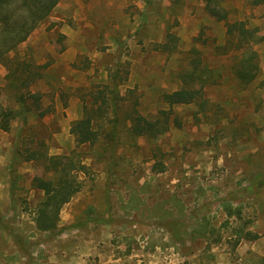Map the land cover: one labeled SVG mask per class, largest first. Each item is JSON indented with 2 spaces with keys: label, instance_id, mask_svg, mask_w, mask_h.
<instances>
[{
  "label": "rangeland",
  "instance_id": "rangeland-1",
  "mask_svg": "<svg viewBox=\"0 0 264 264\" xmlns=\"http://www.w3.org/2000/svg\"><path fill=\"white\" fill-rule=\"evenodd\" d=\"M263 13L251 0H60L16 49L41 73L29 89L48 112L0 129V264H264ZM240 21L263 36L247 84L231 71L240 52L221 48L226 22ZM6 73L0 63V101L18 112ZM203 79L194 101H164ZM99 105L97 140L77 145L71 122ZM136 114L166 129L135 136ZM32 150L77 167L80 188L51 229L38 226L33 186L51 171ZM240 225L259 236L233 248Z\"/></svg>",
  "mask_w": 264,
  "mask_h": 264
},
{
  "label": "trees",
  "instance_id": "trees-1",
  "mask_svg": "<svg viewBox=\"0 0 264 264\" xmlns=\"http://www.w3.org/2000/svg\"><path fill=\"white\" fill-rule=\"evenodd\" d=\"M60 0H0V63L6 67V80L16 88L14 93L15 101L18 102L20 110L17 112L14 108L4 105L0 101V129L7 130L10 126L11 119L18 115L22 122L26 121L27 115L33 113L38 118L47 114V110L42 109L40 94L31 93L29 85L41 76V73L33 67L26 65L24 59L17 57L16 49L24 42L28 36L49 16L54 7ZM252 5H264V0H251ZM209 12L218 19H225L226 15L220 8L209 9ZM264 17V13H263ZM227 39L222 45L223 52L238 53L235 55V62L231 67V71L242 84L251 82L258 70L257 52L252 48V44L260 39L262 35L258 34L256 26L250 27L245 21H240L235 25L226 22ZM15 51L13 55L10 53ZM242 52V53H241ZM28 66V67H27ZM41 68V65H37ZM187 75L190 73H186ZM208 79L201 80L200 87L187 86V81L178 89L163 95L164 101L168 104L190 103L201 96V86ZM104 104L106 100H103ZM103 113L100 107L97 109L85 108L82 117L74 120L70 124L69 132L74 137L77 145L94 142L98 138V132L101 128L94 119L96 113ZM131 132L135 136H152L155 137L166 129L165 125H161L156 118L150 120L147 117L136 114L132 117ZM32 156H45L47 158L46 171H51V175L47 178L35 177L33 186L43 191L44 197L38 206V216L36 220L39 228L51 229L55 227L58 220V214L61 206L70 200V198L79 190L80 185L72 171L77 167L65 161L62 157L56 155H48L47 152L30 151ZM80 170H84L86 166L79 164ZM221 203L228 202L227 199H221ZM229 216L235 215L241 218L240 207H233L231 204L223 205ZM228 226V222H225ZM203 226V225H202ZM206 226V224H204ZM208 226V225H207ZM208 228V227H207ZM212 228L211 226L209 227ZM210 231L213 232V229ZM231 245L234 248L242 239L254 240L259 235L245 226L232 227ZM220 236L207 241L208 243H217Z\"/></svg>",
  "mask_w": 264,
  "mask_h": 264
}]
</instances>
